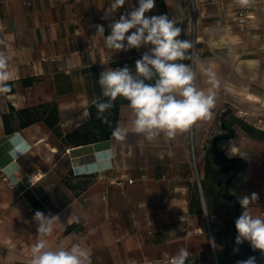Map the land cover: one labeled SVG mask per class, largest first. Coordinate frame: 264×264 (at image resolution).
Here are the masks:
<instances>
[{
    "label": "crops",
    "instance_id": "0c3cea01",
    "mask_svg": "<svg viewBox=\"0 0 264 264\" xmlns=\"http://www.w3.org/2000/svg\"><path fill=\"white\" fill-rule=\"evenodd\" d=\"M111 3L0 0V51L9 56L12 72L10 90L0 93V264H30L38 229L29 209L58 218L46 237L49 247L80 243L91 264H161L159 258L181 248L192 253L186 264L225 259L227 214L207 211L200 181L206 147L220 134L218 116L226 108L264 134L256 125L264 119V0H249L247 32L237 25L238 0H155L145 16L167 15L184 30L179 39L191 41L192 48L177 62L189 65L197 86L214 94L211 118L174 138L162 134L150 142L131 130V110L121 105L117 126L129 129L125 140L111 136L74 146L69 135L88 121L93 101L105 98L101 72L125 65L134 71L151 47H106L96 25L107 36L113 20L138 6V0H126L101 19ZM202 67L216 74L218 88L207 83ZM25 110H34L38 119L23 126L32 116L19 115ZM222 147L227 158L245 164L232 194L241 200L256 193L258 200L247 210L264 218V135L252 138L235 127ZM124 174L132 184L113 182ZM193 195L199 196L197 204ZM257 252V264H264V253Z\"/></svg>",
    "mask_w": 264,
    "mask_h": 264
},
{
    "label": "clouds",
    "instance_id": "9594fccd",
    "mask_svg": "<svg viewBox=\"0 0 264 264\" xmlns=\"http://www.w3.org/2000/svg\"><path fill=\"white\" fill-rule=\"evenodd\" d=\"M125 3L126 0H112L101 19H108ZM238 3L245 6L249 0H238ZM154 6L155 0H138V6L108 25L111 31L107 36L104 35L105 28L96 25V35L102 37L106 47L114 52L151 47L135 61L134 71L125 65L101 72L98 84L108 100L93 101L98 118H102L117 97L127 100L133 117L131 130L150 142L162 134L174 138L188 131L197 121L210 119L215 106L214 94L206 93L197 86L192 68L177 62L187 58V50L192 48L191 41L179 39L184 30L177 26L175 19H169L164 14L145 16ZM132 29L134 31L128 34ZM9 59L5 52L0 51V93L10 90L8 82L12 79V72ZM202 70L207 76V83L218 88L220 81L216 74L211 69L202 67ZM128 132L127 127L117 126L112 135L123 141ZM257 200L256 193L239 200L244 211L234 221L238 233L236 243L248 242L253 250L264 253V218L247 210L248 205ZM54 219L58 218L45 217L40 211L35 213L38 239L30 249V264H91L89 252L80 243H73L70 247L62 244L49 247L46 237L53 232ZM191 256L187 248H181L170 257L169 264H186ZM190 264H194V260ZM237 264H256L255 257L237 261Z\"/></svg>",
    "mask_w": 264,
    "mask_h": 264
},
{
    "label": "trees",
    "instance_id": "16d2710c",
    "mask_svg": "<svg viewBox=\"0 0 264 264\" xmlns=\"http://www.w3.org/2000/svg\"><path fill=\"white\" fill-rule=\"evenodd\" d=\"M148 83H152V81H148ZM107 100L108 98L105 97L101 101L107 102ZM111 103L113 106L103 114L102 118H98V110L95 104L89 107L88 121L69 135V140L74 146L105 141L113 136L112 133L117 127L119 107L128 105V102L122 97H117ZM26 114H32V116L22 123L23 126L38 119L34 110L19 112V115ZM2 117L5 128L9 132L8 117L6 115ZM105 119L106 122H104ZM218 122L221 132L214 135L206 147L204 177L201 179L200 185L207 211L225 209L227 214L228 222L225 236L229 239V243L225 252V259L221 260L220 264H237V261L246 260L249 257H255L257 264V250H253L249 244L241 243L238 245L236 243L238 233L234 221L244 210L239 199L232 194V190L242 180L245 164L239 159L227 158L222 143L234 137L235 127L256 139L261 138L264 134L249 126L227 108L219 114ZM198 202L199 196L193 195L192 203L197 204Z\"/></svg>",
    "mask_w": 264,
    "mask_h": 264
},
{
    "label": "built area",
    "instance_id": "2783aa9c",
    "mask_svg": "<svg viewBox=\"0 0 264 264\" xmlns=\"http://www.w3.org/2000/svg\"><path fill=\"white\" fill-rule=\"evenodd\" d=\"M25 5L29 6V3L25 1ZM251 14L252 12H251V7L249 3L245 6H241V8L236 12L237 25L241 31L247 32L248 27L251 24V20H252ZM256 125L259 129H264V119L257 120ZM32 179H37V178L33 177ZM2 180L5 181L6 177L3 176ZM125 180L128 182V184L133 183V180L128 178L126 174L122 175L119 180H116L113 182L118 185H122L123 181ZM29 212H31V219L35 223L36 228L38 229V222L35 220V212H33L32 209H29ZM209 235L211 236L210 232H209ZM169 259H170V256H163L162 258H159L157 262L161 264H169ZM132 264H136V263L132 262ZM142 264H155V262L146 261V262H143Z\"/></svg>",
    "mask_w": 264,
    "mask_h": 264
},
{
    "label": "rangeland",
    "instance_id": "374dc122",
    "mask_svg": "<svg viewBox=\"0 0 264 264\" xmlns=\"http://www.w3.org/2000/svg\"><path fill=\"white\" fill-rule=\"evenodd\" d=\"M197 162V160H196ZM194 177L197 179L198 178V175H197V172H196V168L194 169Z\"/></svg>",
    "mask_w": 264,
    "mask_h": 264
}]
</instances>
